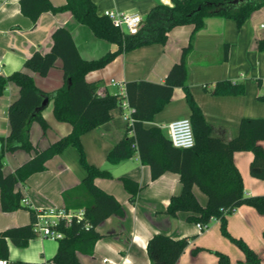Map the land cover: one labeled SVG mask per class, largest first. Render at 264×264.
<instances>
[{
  "label": "crops",
  "instance_id": "crops-1",
  "mask_svg": "<svg viewBox=\"0 0 264 264\" xmlns=\"http://www.w3.org/2000/svg\"><path fill=\"white\" fill-rule=\"evenodd\" d=\"M93 1L101 16L106 10H118L139 13L144 18L161 3L173 4V0ZM51 2L55 6H62L66 0ZM58 29H66L71 34L79 55L85 60L98 59L118 49L117 44L97 37L89 26L79 23L71 12H45L35 24L22 13L20 0H0V75L9 77L24 70L26 60L36 51H52ZM193 30V25L175 27L169 33L166 44L145 45L126 51L106 67L89 72L86 78L89 82L100 83V95H120L123 89L126 90V83L129 81L145 80L162 84L172 67L181 60L183 49L188 46ZM263 38L264 7L256 11L241 27L229 18L209 17L205 20V26L196 33L193 48L187 56V84L206 120L213 126V134L225 141L239 135L243 118H264V102L259 100L263 93L261 84L264 82V51L259 49ZM226 45L229 46L228 60H225ZM63 67V59L59 58L45 77L31 70L28 73L40 89L54 93L65 85ZM112 80L121 82L123 87L113 86ZM221 80L244 84L245 94L215 95L211 90ZM259 81L262 83L259 84ZM19 95V86L11 82L0 98V136H8L11 132L9 107ZM176 111L178 112L174 113ZM191 113L185 91L179 87L175 89L171 102L147 126L161 127L164 134L170 137V124L181 118H190ZM43 115L50 123L48 132L44 134L37 121L32 123L30 131L32 142L41 150L73 130L70 123L57 120L52 100L45 107ZM111 115L108 123L82 137L88 161L100 168H110L108 154L125 136L128 128L126 110L123 107L113 109ZM262 144L264 146V141ZM33 156L34 153L24 150L7 154L5 174L14 172ZM234 160L243 177L246 195H263L264 180L255 178L250 173L253 152H236ZM115 165L123 168V174H115L116 170L110 168L113 178H97L95 183L121 202L125 216H112L97 228L104 237L96 243L94 254L77 252L83 264H120L124 259H128L131 264H151L147 246L157 234H166L177 240L189 238V246L177 264H218L215 251L226 253L233 263L246 260L245 253L223 235L220 220L211 221L207 230L199 232L197 223L188 219L191 213L180 212L176 217L167 214L171 198L182 192L180 174L167 172L153 180L150 166L141 162L138 152ZM44 172L42 174L45 175L57 172L60 176L56 194L45 188L48 197L46 201L38 200L40 193H30L34 190L30 185L38 177L37 173L19 186L25 199L35 209L65 207L64 193L78 187L86 176L79 152L72 146L51 159ZM123 176L130 177L143 186L136 204L130 202V194L119 180ZM194 193L201 205L207 206L208 196L198 186L194 187ZM26 212L19 209L7 213L8 222L0 224V233L12 227L29 225L31 213ZM227 221L229 232L234 237L243 239L257 252L264 264V214L252 206L243 205L228 215ZM8 244L10 262L43 263L50 260L49 264H56L52 259L57 253L59 241L43 239L37 235L25 248L17 247L11 241ZM199 248L202 250L194 254Z\"/></svg>",
  "mask_w": 264,
  "mask_h": 264
},
{
  "label": "trees",
  "instance_id": "trees-1",
  "mask_svg": "<svg viewBox=\"0 0 264 264\" xmlns=\"http://www.w3.org/2000/svg\"><path fill=\"white\" fill-rule=\"evenodd\" d=\"M22 13L35 24L45 12L54 14L71 12L77 21L89 26L99 38L118 45L98 59L81 58L71 34L66 29H58L52 51H36L25 62V69L12 76L0 75V98L9 83L20 88L19 97L9 107L11 132L0 136V193L4 212L28 209L31 213L29 225L12 227L0 233V259L8 264H49L9 261V241L25 248L37 238L34 229L35 212L25 205V196L20 185H24L34 174L47 170V163L69 147H75L86 176L82 183L64 193L67 209H85V221L74 223L69 228L61 226L65 237L59 241L56 264H83L77 252L93 255L96 243L104 237L97 228L112 216H125L121 202L95 183L97 178H113L112 173L102 169L87 159L82 137L108 123L113 109L123 107L127 100L132 108V125H128L125 136L117 142L108 154V161L118 164L139 153L141 162L150 166L152 179L156 180L167 172L178 173L183 184L182 192L171 198L167 214L176 217L180 212H189L190 221L210 224L214 218L222 223L223 235L238 246L246 255L245 261L233 263L223 252L215 251L218 264H262L260 256L243 239L234 237L228 230L227 217L243 205L256 208L264 214V194L247 196L243 177L237 167L234 155L240 151H251L254 160L250 165L253 177L264 180V118H243L239 135L225 141L213 134V126L206 120L203 111L195 101L187 84V56L193 48L196 33L205 26L209 17H223L235 20L241 27L256 11L264 7V0H173L172 5L159 4L144 20L143 27L136 35H131L115 27L112 21L99 15L93 0H66L62 6H55L51 0H20ZM193 25L194 30L188 46L183 49L181 60L170 70L164 83L135 80L126 83V96L119 94H99L100 83L89 82L87 74L106 67L120 54L151 44H166L168 35L175 27ZM264 51V38L259 43ZM59 58L64 62L65 85L54 93L40 89L28 70L45 77ZM229 59V46L225 47V60ZM262 81H259L261 84ZM183 88L191 108L190 120L195 134V146L191 149L177 148L161 127H148L155 116L172 100L175 89ZM207 88V87H206ZM215 95L238 96L245 94L242 83L221 80L211 90ZM49 97L54 102L57 120L70 123L72 132L52 143L46 149H39L31 140V125L37 121L46 134L50 123L43 115V103ZM264 102V93L259 96ZM133 131V134H130ZM24 150L34 153L32 159L19 166L14 172L5 174L7 154ZM119 180L130 194V202L136 204L143 190L138 182L123 176ZM198 186L207 196V206H202L194 193ZM85 222L91 228L86 229ZM264 236V233H263ZM189 246V238L173 239L166 234H157L148 242L147 251L151 264H177ZM202 249H196L197 254Z\"/></svg>",
  "mask_w": 264,
  "mask_h": 264
},
{
  "label": "built area",
  "instance_id": "built-area-1",
  "mask_svg": "<svg viewBox=\"0 0 264 264\" xmlns=\"http://www.w3.org/2000/svg\"><path fill=\"white\" fill-rule=\"evenodd\" d=\"M108 17L113 25L123 31L128 32L131 35H136L143 27L145 18L139 13H126L118 10H106L103 14ZM111 84L115 87L122 88L121 82L112 80ZM261 90L264 93V82L261 84ZM121 96H126V90L123 89ZM123 108L126 110V119L128 125H132V108L127 101L123 102ZM170 138L173 145L177 148L191 149L195 146V134L193 125L190 118H181L170 124ZM133 134V131H130ZM23 203L35 212L36 220L34 222V229L36 234L43 239H50L54 241H60L65 237V233L61 230V226L64 228L71 227L74 223H81L85 221L86 211L85 209H67L66 207L60 208H41L35 209L31 206L27 199L23 200ZM213 220H219L214 218ZM199 232H204L209 227V224L197 223ZM86 229L91 228L90 223L85 222ZM0 264H8L5 259L0 260ZM120 264H131L128 259H124Z\"/></svg>",
  "mask_w": 264,
  "mask_h": 264
},
{
  "label": "rangeland",
  "instance_id": "rangeland-1",
  "mask_svg": "<svg viewBox=\"0 0 264 264\" xmlns=\"http://www.w3.org/2000/svg\"><path fill=\"white\" fill-rule=\"evenodd\" d=\"M177 112L178 111H176L174 113H177ZM108 165H109L110 168H113L114 170H116L115 174H123V172H124L123 168H119V166H116L115 164H112L110 162H108ZM101 168L110 170V168H106V167H101ZM42 173H45V172L37 173L36 175L38 177L35 178L34 180H32V182H31L32 184L30 186H32V189H34V190L32 192L30 191V193H34V192L35 193H40V195L38 197V200L46 201L48 197L45 194V192H46L45 188L47 187V191L49 190L50 193L56 194V191H57L56 188L58 187V184H59V181H60L58 177H60V176L57 175V172L49 173L48 175H45V174H42ZM112 173H113V171H112ZM43 175H45V176H43ZM23 211H25V213H27L26 211H29V210L28 209H23ZM7 213H10V212H4L2 210V208L0 209V224H4V223L8 222L6 220Z\"/></svg>",
  "mask_w": 264,
  "mask_h": 264
},
{
  "label": "water",
  "instance_id": "water-1",
  "mask_svg": "<svg viewBox=\"0 0 264 264\" xmlns=\"http://www.w3.org/2000/svg\"><path fill=\"white\" fill-rule=\"evenodd\" d=\"M49 101H50V98L47 97V98L45 99L44 103H43V107H42V108L47 107V105L49 104Z\"/></svg>",
  "mask_w": 264,
  "mask_h": 264
}]
</instances>
